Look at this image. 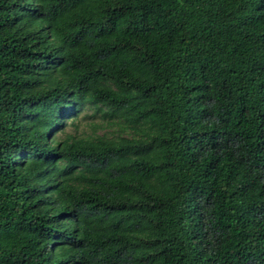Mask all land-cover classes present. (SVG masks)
<instances>
[{
    "label": "trees",
    "instance_id": "obj_1",
    "mask_svg": "<svg viewBox=\"0 0 264 264\" xmlns=\"http://www.w3.org/2000/svg\"><path fill=\"white\" fill-rule=\"evenodd\" d=\"M0 264H264V0H0Z\"/></svg>",
    "mask_w": 264,
    "mask_h": 264
},
{
    "label": "rangeland",
    "instance_id": "obj_2",
    "mask_svg": "<svg viewBox=\"0 0 264 264\" xmlns=\"http://www.w3.org/2000/svg\"><path fill=\"white\" fill-rule=\"evenodd\" d=\"M92 113H93V109L92 108L81 110V112L78 114V116L74 120V124H76L77 126L69 125L68 130L69 131H76V130H78L77 132H81V131H88V132H90L91 129L87 125V123L90 120L95 121V122H100L101 121L96 116H92V118H91L90 116L92 115ZM105 130H108L110 132H113V131H116L117 129L115 127H112V128H107ZM102 131L103 130L100 129V131L98 133H101Z\"/></svg>",
    "mask_w": 264,
    "mask_h": 264
}]
</instances>
